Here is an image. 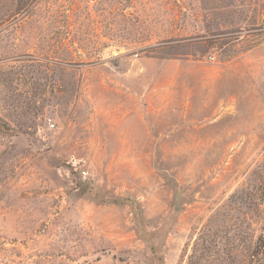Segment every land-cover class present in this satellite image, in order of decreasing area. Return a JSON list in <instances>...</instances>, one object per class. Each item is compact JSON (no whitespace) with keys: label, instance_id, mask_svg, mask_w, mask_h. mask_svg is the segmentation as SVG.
<instances>
[{"label":"rangeland","instance_id":"rangeland-1","mask_svg":"<svg viewBox=\"0 0 264 264\" xmlns=\"http://www.w3.org/2000/svg\"><path fill=\"white\" fill-rule=\"evenodd\" d=\"M0 264H264V0H0Z\"/></svg>","mask_w":264,"mask_h":264},{"label":"built area","instance_id":"built-area-1","mask_svg":"<svg viewBox=\"0 0 264 264\" xmlns=\"http://www.w3.org/2000/svg\"><path fill=\"white\" fill-rule=\"evenodd\" d=\"M51 125L54 127L55 126V124L54 123H51Z\"/></svg>","mask_w":264,"mask_h":264}]
</instances>
